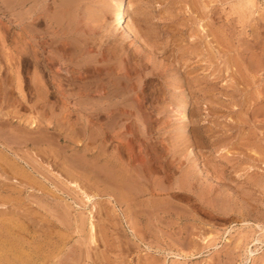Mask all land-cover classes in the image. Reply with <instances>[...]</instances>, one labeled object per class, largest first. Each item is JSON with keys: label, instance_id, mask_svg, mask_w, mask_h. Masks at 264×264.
Instances as JSON below:
<instances>
[{"label": "rangeland", "instance_id": "obj_1", "mask_svg": "<svg viewBox=\"0 0 264 264\" xmlns=\"http://www.w3.org/2000/svg\"><path fill=\"white\" fill-rule=\"evenodd\" d=\"M0 264H264V0H0Z\"/></svg>", "mask_w": 264, "mask_h": 264}, {"label": "bare ground", "instance_id": "obj_2", "mask_svg": "<svg viewBox=\"0 0 264 264\" xmlns=\"http://www.w3.org/2000/svg\"><path fill=\"white\" fill-rule=\"evenodd\" d=\"M245 3L246 4H253V0H245ZM10 6V5H9ZM126 12V11H125ZM124 11H120V10H118V11H116V13H115V16H114V22H115V24L117 25V26H119L120 28H122V29H124L125 30V32H127V33H129L130 34V32H131V30H130V28H129V26H128V24H127V19H126V13H125ZM133 33V32H132ZM174 71V70H173ZM176 72V71H175ZM178 72V71H177ZM171 78V77H170ZM175 80V79H174ZM176 82V81H175ZM189 84V83H188ZM163 85V84H162ZM189 86V85H188ZM171 88V87H170ZM172 88H173V86H172ZM188 88V87H187ZM185 102V101H184ZM93 114V113H92ZM100 114V113H99ZM189 119V118H188ZM209 134V133H208ZM210 134H211V132H210ZM219 135H221V134H219ZM205 136H206V134H205ZM216 136V135H215ZM215 136H214V138H215ZM211 138H213V137H211ZM222 138V137H221ZM211 141V140H210ZM209 141V142H210ZM181 142V141H180ZM197 142V141H196ZM208 143V142H207ZM197 144H199V142L197 143ZM215 144V143H214ZM216 145V144H215ZM201 146V145H200ZM190 149V148H189ZM141 172V171H140ZM251 255V254H250Z\"/></svg>", "mask_w": 264, "mask_h": 264}]
</instances>
